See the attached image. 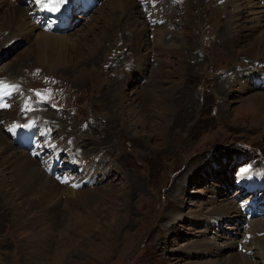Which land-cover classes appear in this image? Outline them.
Masks as SVG:
<instances>
[{
    "label": "rangeland",
    "instance_id": "1",
    "mask_svg": "<svg viewBox=\"0 0 264 264\" xmlns=\"http://www.w3.org/2000/svg\"><path fill=\"white\" fill-rule=\"evenodd\" d=\"M81 1L64 3V12L52 19L51 14L40 15L45 22L38 24L23 9L28 1L0 0V27L13 9L23 17V31H0V96L6 91L0 100L18 107L16 126L41 115L47 128L58 131L47 139L40 164L27 153L39 136L36 126L18 127L9 136L12 129L2 121L3 134L21 157L20 166L32 163L27 177L38 178L41 168L62 185L77 181L74 191L85 196L78 200L56 188L59 194L50 204L57 215L49 218L40 211L19 217L21 210L10 213L0 199V264H244L236 248L251 238L248 231L255 226L264 239V204L260 209L257 203L264 195V73L258 70V59L244 54L264 32L258 24L264 21V0L243 3L233 43L229 32L223 33L229 15L220 11L215 20L218 38L207 48L200 43L193 0L184 1L187 9L177 0H97L89 10ZM130 4L138 9L128 14L130 19L143 7L147 13L169 14L158 32L166 61L174 63L175 71L166 64H159L157 71L153 54L143 65L132 60L129 72L110 58L117 40L108 33L112 16ZM224 4L211 0L210 8L219 10ZM181 20L184 26L177 27ZM149 32L156 34L152 28ZM94 33L113 40L92 61L82 39L90 40ZM151 41L149 49L155 47ZM169 87L162 110L167 119L157 129L152 127L157 111L146 108L143 93L155 89L161 96ZM115 94H138L143 106L130 101L120 117L114 112ZM3 105L0 116L7 108ZM26 109L31 110L28 117ZM129 111L134 115L129 117ZM50 121L62 123L63 129ZM66 134L79 155L95 159L93 180L84 173L81 180L77 167L62 165L64 152L71 149ZM57 137L68 145L54 162L50 150ZM4 175L8 177L6 171ZM90 189L97 193L91 199ZM236 207L238 217L232 213ZM249 213L254 219L246 229L243 219ZM252 261L264 264L258 257Z\"/></svg>",
    "mask_w": 264,
    "mask_h": 264
},
{
    "label": "bare ground",
    "instance_id": "2",
    "mask_svg": "<svg viewBox=\"0 0 264 264\" xmlns=\"http://www.w3.org/2000/svg\"><path fill=\"white\" fill-rule=\"evenodd\" d=\"M23 1H28L24 4L23 9L26 11L27 17H29V19L32 20L29 14L32 16H35L33 14L38 13L39 14L38 17H40V15H43V14H50L52 12L51 7L54 8L56 12L59 13V14L58 13L56 14L57 16L61 15V13L64 12L63 10L64 3H68L69 0H64V2L62 3H58L57 0H23ZM84 1L85 0H82L80 5H84ZM177 1L181 6L183 4L182 9H187L185 6V2H184L185 0H177ZM193 1H194L193 8L194 10L197 11L196 14L199 15L197 17V22H199L198 27H199L200 43L202 44L203 48H207L210 46V42L213 40L212 38H218V26L216 27V30H215V20L218 18V13L220 11H224L226 13L225 17L229 15V18L226 21L228 22V24L224 27L223 33L229 32L230 34L229 40L231 41V43H233L235 40L234 33L238 31L239 23L242 21L241 9L244 6L243 3H245L247 0H225V4L223 8L219 10L210 8L211 0H204V1L203 0H193ZM258 2H257V6H259V3H260ZM219 4H223V2H219ZM138 6L139 5H137V7ZM30 9H33L31 13H29ZM228 9L229 11L227 12ZM139 10L141 11V9ZM134 11L138 12V9L136 10L135 7L132 4H130L129 6H126L125 10L112 16L113 23L112 25L109 26L108 33L112 35L116 34L117 40H116V43L110 49V58L114 61H117V63L120 66H123V64H125L122 72H129L133 64L131 62L132 60L137 62V64L139 65H143L145 62L149 60L148 58L153 54L152 65L154 64L155 67H157L159 64L170 65L171 69L175 71L176 68L174 67V63L173 62L170 63L166 61L169 56H168L167 51L164 49L163 43L160 41V34L158 32L159 30L163 28L166 20L169 19V14L167 12H164V10L155 11L153 13L152 12L147 13L145 12L146 9L143 7V11H141V13L136 15L135 18L130 19L128 17V14L133 13ZM177 13H178V16L180 17H183L184 15L180 13V9L178 8V5H177ZM3 21L4 22L2 23L0 27V31L2 33H9L11 30H14V29H17L18 31H23V17L18 13L16 9H13L12 11L6 13ZM147 22L149 23L152 22L151 24L152 26L149 27ZM181 23L182 24H180L177 21V27L179 25L183 27L184 24L182 20H181ZM219 24H220V27H219V30H220L224 26V24L222 23V20ZM258 24L260 25L259 28H264V21H261ZM150 28L156 31L155 35L150 34L149 32ZM103 31L105 30L103 29ZM133 34L134 36L131 39H129ZM119 35L123 36L122 41L124 43H122V41L120 40ZM151 38L155 40V47L152 49H149L147 48L146 45H149L152 42ZM112 40L113 38L105 39L103 38V36L98 35L96 33L92 34V38L90 40L82 39L85 46L91 51L92 55L94 56V59H91L92 61H95V59L98 56L103 55L106 50H109ZM91 41H93L92 45L90 44ZM123 44L125 46L124 50L122 47ZM244 54L251 56V57H255L256 59L260 61V65L264 66V32L257 40L251 42L250 45H248V47L244 49ZM129 56H131L130 57L131 59L129 58ZM127 58H128V61L126 62ZM260 65H258L259 66L258 70L261 73H264L263 71L264 69H262ZM156 70L158 71L159 68L157 67ZM180 71H181V65L177 61V73H179ZM118 78L122 79L120 78V75ZM250 78H254V77L250 76ZM213 80L217 81V79H213ZM218 81L220 83L221 82L223 83L222 80H218ZM241 83H246V81L241 82ZM53 84H56V82L53 81ZM171 91H172L171 87L163 89L161 96L155 95V89L144 91L143 98H144V102L147 104L146 108L152 109L153 107L154 111L155 112L157 111L156 117H155L156 121L152 123V127H157V129H160L165 124V121L167 119V116H166L167 114L162 111L165 109L164 96H168L171 93ZM5 93L6 91L1 93L0 99H2L5 96ZM261 99L264 100V98H261ZM112 100H113V103L115 104L114 112L116 115L120 117L122 113H124V110L128 108V106L130 105V101L137 102V106H140V105H141L140 107L143 106L142 105L143 102L142 100H140L138 94H131V95L129 94L126 96H120L119 94H115L112 97ZM14 103L16 104L19 103V97H16V99L14 100ZM0 104L7 105L4 102V99L0 100ZM13 106H15V104ZM13 106L12 107L6 106L7 108L3 110L2 116H0V123L4 121L3 125L8 126V129H12L9 136L13 135L16 132L18 127L36 126V128L39 129L40 137L37 136L33 141L34 150L30 153L25 150L24 151L28 153V156L32 160H35L36 164L37 163L40 164L38 158H40V156L43 155V153L45 152L47 153V149L43 150V148L46 147L45 143L48 145L47 139L51 137L52 132H53L52 137H55L56 135H58V131H52L53 128L51 127L47 128V120L43 118L41 115H38L37 117L35 116L32 119L16 126L17 119L21 117V115L18 112V107L13 108ZM30 111H31L30 109H26V113H27L26 117H28V115L31 114ZM129 112H130L129 117H131L130 116L131 114L134 115L133 111H129ZM50 123L53 126L59 125L60 128L63 129L62 123L53 124L51 121ZM3 125L0 124V199L5 200L6 202L5 207L10 213H15V212H18V210H21L18 213V216L23 217L26 215H31V212L33 211H40L43 216H46V217L53 216V214L56 213L55 212L56 209L50 203L59 194V191L57 189H59L61 192L64 191L70 197H75L78 200L85 197L83 196V192L74 191V183H76L77 181H68L67 182L68 185L67 184L62 185L63 183L61 182L60 178L49 177V175H47L48 171L47 172L45 171L44 173L41 168L39 169L40 173H39L38 178L33 179V178L27 177L26 175L27 169L29 166L32 165V163H30L25 168H22L20 166L21 157L14 151V149L11 147L8 140L6 139V136L4 135L5 133L2 130V127H4ZM15 126H16V129H15ZM6 135L8 137V134ZM68 139L71 142L70 140L71 138H69V136H68ZM67 145L68 143L65 138L57 137L55 144L51 146L52 148L50 150L51 161L54 159V162H58L59 161L58 158L62 154L59 151L66 148ZM73 146L75 145L71 142V146H69L71 149L66 150L64 152L65 158H63L62 165H64L63 164L64 162H67L69 165L73 166V168L77 167L78 170L76 171L80 173L79 175H81V180L83 179L82 173H84L86 177L88 175H91L92 180H93L94 178L93 172H95V169L93 168V161L95 159H92L91 157H88V156L79 155L78 150L72 148ZM33 156H36V158L33 159ZM45 157L42 158L41 160L42 162L44 161ZM45 165H50V163L45 162ZM99 165L102 166L103 162L99 161ZM98 169H101V167H99ZM5 171L8 177L4 175ZM261 176L264 177V175H261ZM261 181L264 182V178L261 179L260 182ZM13 188L16 191L13 193H8ZM91 192L92 190L90 189V193L87 194V196L90 199L94 198L97 194L96 191H93L92 193ZM7 196H9L8 199H6ZM34 196H36L35 201L30 202L29 198L34 197ZM18 199H21V202H18L17 201ZM24 206L26 208H24ZM232 213H235L236 217L240 216L239 209L237 207H236L235 212L233 211ZM251 214L253 215L254 213H249L247 217L243 219L247 227L246 229H248L250 220L254 219V218H251ZM253 217H257V216H253ZM248 233H252V235H250L251 238L248 240V242L244 238L245 241L243 245L244 244L246 245L245 246L239 245L236 248V250H240V256H239L240 260L244 264H255L253 263L252 260L253 258L258 257L259 259H262V262H263V259H264V239L263 237L261 238L259 237V234L256 232L255 226H253L248 231Z\"/></svg>",
    "mask_w": 264,
    "mask_h": 264
},
{
    "label": "snow or ice",
    "instance_id": "3",
    "mask_svg": "<svg viewBox=\"0 0 264 264\" xmlns=\"http://www.w3.org/2000/svg\"><path fill=\"white\" fill-rule=\"evenodd\" d=\"M57 2H58V3H62V2H64V0H57ZM5 87H7V85H5ZM37 95H41V94H40V93H37ZM3 106L6 107L7 105H3Z\"/></svg>",
    "mask_w": 264,
    "mask_h": 264
}]
</instances>
